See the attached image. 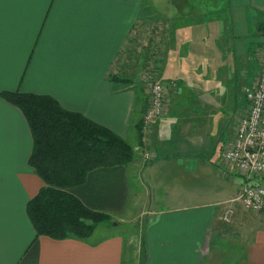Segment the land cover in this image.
<instances>
[{
    "label": "crops",
    "instance_id": "crops-1",
    "mask_svg": "<svg viewBox=\"0 0 264 264\" xmlns=\"http://www.w3.org/2000/svg\"><path fill=\"white\" fill-rule=\"evenodd\" d=\"M161 19L170 24L158 64L167 106L139 146L147 99L116 78L115 64L135 26ZM263 39L264 0H0V93L50 95L146 147L133 165L96 168L69 189L118 227L100 224L86 239L37 236L27 205L45 182L29 162L31 127L0 95V264H264V212L233 201L243 177L225 161L230 174L214 169L201 144L220 119L225 83L253 66L254 81L235 96L238 121L247 112ZM208 171L233 179L213 194L222 199L208 198ZM139 219L133 244L128 227Z\"/></svg>",
    "mask_w": 264,
    "mask_h": 264
},
{
    "label": "trees",
    "instance_id": "trees-1",
    "mask_svg": "<svg viewBox=\"0 0 264 264\" xmlns=\"http://www.w3.org/2000/svg\"><path fill=\"white\" fill-rule=\"evenodd\" d=\"M0 95L24 112L31 127L29 162L45 182L27 205L37 236L88 238L100 224L110 221V215L89 208L69 189L85 183L96 168L131 164L133 146L92 118L64 108L50 95L20 91Z\"/></svg>",
    "mask_w": 264,
    "mask_h": 264
},
{
    "label": "rangeland",
    "instance_id": "rangeland-1",
    "mask_svg": "<svg viewBox=\"0 0 264 264\" xmlns=\"http://www.w3.org/2000/svg\"><path fill=\"white\" fill-rule=\"evenodd\" d=\"M134 28L135 30H133V33L129 37V43L120 54L119 59L117 60V64H115V69L117 70V74L120 79H127V81L134 82L138 93L143 92L145 99H147L146 101L148 108L150 104L151 83L155 80L165 81V77H163L161 70L159 71L158 64L162 59L164 60L165 50H168L166 37H169L170 24H168L167 21L165 22L163 19H161V21L159 20L156 23L141 22ZM249 68V71H245L246 74L244 76H241L239 78L237 76V73L235 74L237 79L236 81L233 80L229 83H225V90L223 93L221 92L223 95H225V99H222L220 103V109H222L217 115L220 116V119H217L216 122L214 121V130L212 131L211 135H208V139L204 142H201V144H205L209 149V153L204 154L210 155H208V159L211 163H213V167H215L214 169L218 168L222 169V171L228 170V174H230V169H228L225 165L221 154V149L229 144L236 130L238 122V107L235 102V96H242L244 90L248 85V82L252 84V82L254 81L256 70H254L255 68L253 66ZM245 114L246 111L243 116ZM142 133L143 131L141 128L140 143L137 144L139 146L144 145ZM149 134L147 135V138H149ZM179 141L180 139L178 137H173L172 143L177 144ZM130 144L132 145L131 142ZM132 146L134 149L132 150L134 151V156H136V154L141 155L140 150L146 148H135L134 145ZM133 160L131 161V163L134 162ZM206 174L209 179H205L204 183L205 185H207L209 199H222V197H216V195L213 194L218 191H229L232 187H234L232 184L233 179H228L225 177L222 178L215 172L212 173V171H208L206 172ZM110 218V221H108L107 223H109L110 226L117 225L116 227H118L117 221H119V218L113 216H110ZM147 219L148 217L144 218L143 224H146ZM141 220L139 219V221L129 224V226H133L132 228H129L128 224H121V226L118 228L120 230H124L128 227V229L130 230L128 232V235L131 236L133 233V240L129 237L133 244L139 242V239L137 238L139 237V229L137 231L136 225H140ZM134 232H136L137 235Z\"/></svg>",
    "mask_w": 264,
    "mask_h": 264
},
{
    "label": "built area",
    "instance_id": "built-area-1",
    "mask_svg": "<svg viewBox=\"0 0 264 264\" xmlns=\"http://www.w3.org/2000/svg\"><path fill=\"white\" fill-rule=\"evenodd\" d=\"M258 56L260 71L254 86L245 96L248 110L237 122L232 142L222 149L221 154L223 160L235 166L236 172L244 179L242 190L233 201L242 203L248 209L264 212V39L258 49ZM167 87L161 80L151 83L150 104L141 125L143 144L148 140L151 125L166 109ZM150 157V152L146 151V158Z\"/></svg>",
    "mask_w": 264,
    "mask_h": 264
}]
</instances>
